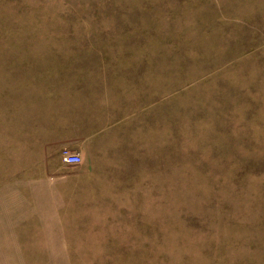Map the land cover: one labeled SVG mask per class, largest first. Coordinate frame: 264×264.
<instances>
[{
	"label": "rangeland",
	"instance_id": "obj_1",
	"mask_svg": "<svg viewBox=\"0 0 264 264\" xmlns=\"http://www.w3.org/2000/svg\"><path fill=\"white\" fill-rule=\"evenodd\" d=\"M0 264H264V0H0Z\"/></svg>",
	"mask_w": 264,
	"mask_h": 264
},
{
	"label": "built area",
	"instance_id": "obj_2",
	"mask_svg": "<svg viewBox=\"0 0 264 264\" xmlns=\"http://www.w3.org/2000/svg\"><path fill=\"white\" fill-rule=\"evenodd\" d=\"M64 162L69 165H77L82 162V157L79 154L67 151L64 154Z\"/></svg>",
	"mask_w": 264,
	"mask_h": 264
},
{
	"label": "crops",
	"instance_id": "obj_3",
	"mask_svg": "<svg viewBox=\"0 0 264 264\" xmlns=\"http://www.w3.org/2000/svg\"><path fill=\"white\" fill-rule=\"evenodd\" d=\"M76 154H78V153H76ZM80 155V154H79ZM82 157V156H81ZM78 165V164H77Z\"/></svg>",
	"mask_w": 264,
	"mask_h": 264
}]
</instances>
